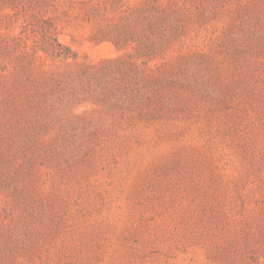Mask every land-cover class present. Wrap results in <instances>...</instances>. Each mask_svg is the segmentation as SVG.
Here are the masks:
<instances>
[{"label":"rangeland","instance_id":"374dc122","mask_svg":"<svg viewBox=\"0 0 264 264\" xmlns=\"http://www.w3.org/2000/svg\"><path fill=\"white\" fill-rule=\"evenodd\" d=\"M0 264H264V0H0Z\"/></svg>","mask_w":264,"mask_h":264}]
</instances>
